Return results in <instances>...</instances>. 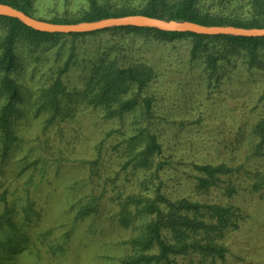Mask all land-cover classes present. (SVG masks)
<instances>
[{"label": "rangeland", "instance_id": "374dc122", "mask_svg": "<svg viewBox=\"0 0 264 264\" xmlns=\"http://www.w3.org/2000/svg\"><path fill=\"white\" fill-rule=\"evenodd\" d=\"M83 4V0H35L34 5L38 13L52 16L76 15ZM117 36L127 44L125 63L145 62L152 67L153 77L142 91L151 99L150 116L142 121L137 105L126 113L121 125L120 119L107 118L102 107L81 103L72 108L74 117L65 115L66 108L59 110L60 116L50 124L46 136L41 127L51 108L39 104L40 91L55 81L58 67L72 48L77 63L61 79L69 88L83 87L89 73L84 57L94 56L109 33L66 36L57 43L17 47L16 78L24 96L14 119L18 140L10 157L0 163V194L6 191L7 199L14 202L15 219L20 224H24L29 207L39 215L30 214L24 225L29 236L27 249L14 254L11 262L120 264L123 257L137 252L129 241L142 234L148 217L131 204L133 216L127 224L121 222L119 200L130 195L145 199L159 193L172 200L187 198L240 209L237 226L227 228L218 239L227 248L223 258L188 253L175 256L174 264H264V184L255 186L257 173L264 172V149L262 155H253L257 139L251 132L264 111L263 72L237 68L226 76L208 77L202 64L189 63L188 39L161 41L138 32ZM119 127L121 132L107 136ZM136 127L154 133L161 145V153L148 170L135 168L134 163L123 166L128 159L122 156L128 148L123 137L133 134ZM45 139L48 146L41 145ZM99 142L104 145L103 164L93 183L83 160L94 156V145ZM24 154L28 159L38 155L61 159L45 170L39 167L19 174ZM194 163L232 167L230 180L235 192L227 194V182L198 191ZM92 194L101 196L96 211L76 220L70 205Z\"/></svg>", "mask_w": 264, "mask_h": 264}, {"label": "trees", "instance_id": "16d2710c", "mask_svg": "<svg viewBox=\"0 0 264 264\" xmlns=\"http://www.w3.org/2000/svg\"><path fill=\"white\" fill-rule=\"evenodd\" d=\"M83 1L84 4L76 15L50 16L38 13L34 5L35 0H0L31 16L58 23L90 21L103 17L140 13L161 18L186 19L206 25L233 24L243 27H264V0ZM212 7L216 9L215 12L211 10ZM0 27L1 164L10 157L13 145L18 140L14 119L20 112L18 102L24 96L16 78L19 64L17 47L20 44L38 46L45 43H57L66 36L76 38L109 33V38L98 47L94 56L84 57V60L88 59L84 66L89 67V73L85 77L83 87L69 88L61 79V76L77 63V53L72 48L63 64L58 67L55 81L40 91L42 101L39 104L51 108L48 109L49 114L41 127L45 136L50 124L56 116H60L59 110L63 111L66 108L65 115L74 117L72 108L81 103L92 107H102L107 118L120 119L121 125L124 123L126 113L137 105L140 106L142 121L150 116L151 99L143 96L142 91L153 77L152 67L145 62L125 63L127 44L121 36H117L120 33L138 32L161 41L188 39L189 63L202 64L208 77L226 76L228 72L231 73L237 68L250 73L260 71L264 74V36L203 35L135 26H118L81 33H50L35 30L17 18L2 15H0ZM262 97L263 95L260 99ZM136 128L133 134L123 137L128 146L123 151L122 156L128 157L123 166L134 163L135 168L148 170L156 154L161 153V145L154 133L143 127ZM121 130L120 127L111 129L107 136ZM251 132L257 139L253 146V155L260 156L264 149V111ZM138 143L143 145L137 147ZM41 145L48 146L49 140L45 139ZM118 145H121V141ZM103 148L102 142L97 143L94 145V156L83 160L89 171V179L93 183L99 177L98 171L103 164ZM27 157L28 155L24 154L20 158L19 174L27 169L37 170L39 167L45 170L51 162H60L61 159L41 155L32 159ZM193 167L197 172L195 188L198 191H208L212 186H220L221 183L227 182V194L231 195L235 192V187L230 180L232 167L225 163H194ZM256 178V188L261 187L264 184V172L257 173ZM100 197L92 194L85 199L80 198L73 202L70 210H75V219L82 220L93 214ZM0 202H2V206L0 205V264H13L14 254L27 249L26 242L28 243L29 236L26 234L24 225L28 224L31 213L34 217L39 214L29 207L24 213V224H20L15 219L16 205L7 199L6 191L0 194ZM118 204L120 205V221L125 224L133 216L129 209L132 205L148 217L143 225L142 234L129 241L137 252L123 257L120 264H174L175 256L188 253L199 254L203 258H223L227 248L218 239L223 236L227 228L237 226L240 210L232 205L215 202H199L187 198L172 200L159 193L145 199H137L130 195L124 200H119ZM47 233L48 231L44 232V234ZM68 234L69 232L64 236L65 239L68 238Z\"/></svg>", "mask_w": 264, "mask_h": 264}, {"label": "water", "instance_id": "95a60500", "mask_svg": "<svg viewBox=\"0 0 264 264\" xmlns=\"http://www.w3.org/2000/svg\"><path fill=\"white\" fill-rule=\"evenodd\" d=\"M0 15L17 18L23 24L42 32L81 33L118 26L150 27L162 31L192 32L203 35L264 36V27H243L233 24H202L186 19H169L135 13L103 17L90 21L58 23L31 16L10 4L0 2Z\"/></svg>", "mask_w": 264, "mask_h": 264}]
</instances>
